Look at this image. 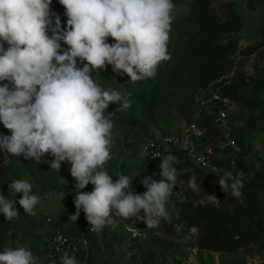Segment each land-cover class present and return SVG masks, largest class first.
Masks as SVG:
<instances>
[{
	"label": "rangeland",
	"instance_id": "1",
	"mask_svg": "<svg viewBox=\"0 0 264 264\" xmlns=\"http://www.w3.org/2000/svg\"><path fill=\"white\" fill-rule=\"evenodd\" d=\"M200 0H173V22L167 45L171 59L162 61L153 78L131 82L127 75H118L110 65L107 70L92 73L93 79L102 87L120 91L131 100V106L122 110L117 104H110L105 115L113 112L114 121L112 159L105 164V170L113 176L120 174L134 177L132 188L136 193L146 191L140 180L152 176L160 180V170L149 163L142 152L141 144L150 137L175 135L183 131L193 117L200 112L204 92L211 84L223 80L227 90L235 91L249 100L264 91V0H254L256 10L247 9L248 0H214L205 13L198 14ZM52 10L66 27L65 8L58 0H52ZM235 15L241 18L239 33L226 31L228 25L235 28ZM202 16V21L194 18ZM214 31H211V27ZM235 39L238 53L230 58L211 57L212 46H228ZM108 42L112 43L109 37ZM62 47L66 48V45ZM254 47L253 53L247 49ZM7 48V44H5ZM246 51V52H244ZM233 63L229 68V64ZM8 84L10 81H2ZM264 99V92L261 95ZM229 123L232 131L251 128V134L242 138L251 144L240 159L241 148L226 146L219 135L208 141L216 156V161H227L218 168V175L227 170L242 171V195L239 199L230 192L221 190L219 183L206 182L198 190L188 186L189 179L178 181L167 204L169 218L161 219L157 228L148 229L142 221L130 218L127 222L115 218L112 225L98 232L88 251L75 256L78 264H173L176 256L192 257L194 264H264V234L259 232L258 241H250L248 247L237 252L213 251L206 243L207 231L215 224L208 214L219 218L247 219L252 212L264 220V108L250 109L233 103L229 109ZM0 134L10 135V131L0 123ZM8 160L7 165L3 163ZM46 159H52L46 156ZM192 164L191 162H189ZM178 177L187 165L178 163ZM193 165V164H192ZM70 164L62 163L60 172L50 170L46 163L36 164L24 160L23 156L3 157L0 155V194L17 201L18 218L5 221L0 213V251L4 246H27L37 256L41 264H46L53 235L73 233L79 230L81 222L70 218L75 208V179L70 175ZM193 171H197L198 168ZM153 173L155 175L153 176ZM219 177V176H218ZM27 179L33 184V194L40 197L35 215H27L19 205L21 194L15 197L8 191L11 180ZM249 179V180H248ZM90 183L82 191L91 192ZM65 197L59 198L58 194ZM212 196H215L216 199ZM218 199V200H217ZM205 214V215H203ZM143 215V210H141ZM251 224V223H250ZM218 225V224H217ZM126 227L140 229L146 236L143 240H133ZM250 227L255 229L254 225ZM11 231V236L7 235ZM252 233L254 231L252 230ZM258 258V259H257Z\"/></svg>",
	"mask_w": 264,
	"mask_h": 264
},
{
	"label": "clouds",
	"instance_id": "2",
	"mask_svg": "<svg viewBox=\"0 0 264 264\" xmlns=\"http://www.w3.org/2000/svg\"><path fill=\"white\" fill-rule=\"evenodd\" d=\"M58 2L66 10V27L52 10V0H0V82L13 85L10 89L8 84H0V123L11 133L0 134V155L23 156L59 172L62 163L70 164V175L76 181V211L70 218L77 221L83 211L90 232H101L113 224L114 217L126 222L134 218L148 229L157 228L161 219L169 218L167 204L178 183L177 158L171 153L153 155L161 158V179L142 177L143 193L134 192V177L120 174L113 181L104 166L112 159L115 125L113 112L105 115V110L110 104L127 110L131 100L118 90L102 88L92 73L106 71L110 65L114 73L127 75L131 82L153 78L158 65L171 59L167 45L173 0ZM3 163L7 165L8 160ZM222 173L218 180L221 190L239 199L244 173ZM90 183L93 190L82 191ZM187 183L193 190L200 188L194 175ZM32 190L27 179L8 184L12 197L21 194L18 203L27 215H35L41 202ZM58 197L63 200L65 195L59 193ZM16 203L0 194L5 221L18 218ZM58 260L59 264H78L66 251ZM0 264L41 261L27 246L6 245L0 251ZM51 264H56L52 257Z\"/></svg>",
	"mask_w": 264,
	"mask_h": 264
},
{
	"label": "built area",
	"instance_id": "3",
	"mask_svg": "<svg viewBox=\"0 0 264 264\" xmlns=\"http://www.w3.org/2000/svg\"><path fill=\"white\" fill-rule=\"evenodd\" d=\"M226 85L223 80L216 81L211 84L204 92V99L201 103V110L197 113L190 124L183 129L182 132L175 135H167L161 137H150L141 144V149L145 157L158 165L161 163L160 157L153 158L155 153H160L162 156L172 155L177 152L186 153L191 161L200 169H213L218 171V168L212 166V161L216 159L215 153L211 145L208 143L210 139L215 138V133H211L205 126L204 115L208 114L213 118V129L221 134V137L226 141V146L237 148V143L233 131L229 123V109L233 105L230 98L224 95L223 90ZM69 212L75 213L76 209L72 208ZM81 225L78 231L71 234L56 232L50 242L46 264H51L52 260L59 264L58 257L65 251L69 255H77L81 252L88 251L91 245L92 238L98 232H90V224L85 219V214L81 211L79 216ZM108 226H105L106 228ZM130 237L133 240H143L147 236L137 228L126 227ZM133 229L137 234H133ZM59 249V253H57ZM173 264H194L192 257L176 256Z\"/></svg>",
	"mask_w": 264,
	"mask_h": 264
},
{
	"label": "trees",
	"instance_id": "4",
	"mask_svg": "<svg viewBox=\"0 0 264 264\" xmlns=\"http://www.w3.org/2000/svg\"><path fill=\"white\" fill-rule=\"evenodd\" d=\"M213 2L214 0H200L197 13L198 14L205 13L206 9ZM198 18L199 19L194 18V20L199 22V21H202L201 19L203 17L199 16ZM234 18H235V23H236L235 28L231 23V25H228L225 30L226 31L231 30L238 34L240 30L239 23L241 22V18L238 15H235ZM210 27H211V31H214V27L213 26H210ZM238 49H239V45L237 41L233 39L232 43H230L228 46H216V47L212 46L211 57L214 59H217L220 57L218 55H221L223 56L222 58L228 59L236 55L238 53ZM247 50H248L247 51L248 53H253L255 51V48L249 47V49ZM232 65L233 63H230L229 68L232 67ZM107 87H108V84L104 85V88H107ZM263 92H264L263 89L258 91L257 97L249 100L245 97H241L235 91L227 90L226 87L223 90L224 95L230 98L233 103L237 102L250 109L264 108V99L261 98V95L263 94ZM204 116L205 117H204L203 123L209 129L210 134L215 133V136H219V135L221 136V134H219L213 129L212 116H209L208 114H205ZM251 131L252 130L249 126H246L243 129L233 131V135L235 136L236 143L241 148V152L239 154L240 159L244 155V152L246 153L247 151L251 149V144L246 145L242 140V138H245L246 136L251 134ZM209 141H213V139H210ZM173 155L177 158V161L174 163V166L176 165V167H178L179 166L178 163L179 162L181 163L182 161L186 162L187 164L182 168L181 175L178 177V181H181L183 179H189L193 175L196 177V174H197L199 175L198 177L199 179L197 180L198 182H206L209 185L218 184L219 175L218 174L216 175L214 173V172L217 173L218 171H215L213 169H200L191 161V159L187 156L186 153L177 152ZM147 161L157 166V168L160 170L158 163L152 162L150 160H147ZM189 162H191L193 165L190 164ZM225 163H228V162L220 161V160L216 161V159L212 161V165L214 164L216 166H220ZM194 166L198 168L196 172L193 171L194 168H189V167H194ZM245 182H248V181L247 180L243 181V183ZM208 215H209V222H211L210 221V218H211L213 221H215V224L213 223L212 225L213 227L207 231V235L205 239H206V243L208 244L209 248H211L213 251H223V252L229 253V252H237L241 249L245 250L248 247L249 242L251 240L258 241V239H260L259 232L261 234H264V220L259 218L258 215H256V212L251 213L250 219H248L249 220L248 222H246L247 219H244V217L238 220L237 219L234 220L232 218H219L215 214H211V215L208 214ZM251 225H254L255 229L250 227ZM252 230L254 231V233H252ZM91 245H92V241H91ZM260 248L264 250L263 245Z\"/></svg>",
	"mask_w": 264,
	"mask_h": 264
},
{
	"label": "water",
	"instance_id": "5",
	"mask_svg": "<svg viewBox=\"0 0 264 264\" xmlns=\"http://www.w3.org/2000/svg\"><path fill=\"white\" fill-rule=\"evenodd\" d=\"M246 6L247 9L251 12H254L256 10L254 0H248Z\"/></svg>",
	"mask_w": 264,
	"mask_h": 264
}]
</instances>
